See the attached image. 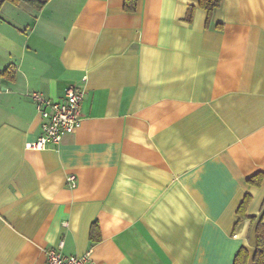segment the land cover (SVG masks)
<instances>
[{
    "label": "crops",
    "instance_id": "0c3cea01",
    "mask_svg": "<svg viewBox=\"0 0 264 264\" xmlns=\"http://www.w3.org/2000/svg\"><path fill=\"white\" fill-rule=\"evenodd\" d=\"M125 2L0 4V264H46L49 248L90 264H234L241 247L252 264L264 0H221L211 18L200 0ZM70 85L85 90L77 131L27 148L42 133L31 93L63 100Z\"/></svg>",
    "mask_w": 264,
    "mask_h": 264
},
{
    "label": "built area",
    "instance_id": "2783aa9c",
    "mask_svg": "<svg viewBox=\"0 0 264 264\" xmlns=\"http://www.w3.org/2000/svg\"><path fill=\"white\" fill-rule=\"evenodd\" d=\"M30 96L42 119V133L37 139L28 141L27 148L46 149L52 145L57 147L67 133L76 132L81 125L84 89L70 85L63 100L49 97L42 91H33ZM67 180L71 187L78 185L75 174L68 175ZM46 257V264H90L91 262L88 252L67 255L56 248L47 249Z\"/></svg>",
    "mask_w": 264,
    "mask_h": 264
},
{
    "label": "trees",
    "instance_id": "16d2710c",
    "mask_svg": "<svg viewBox=\"0 0 264 264\" xmlns=\"http://www.w3.org/2000/svg\"><path fill=\"white\" fill-rule=\"evenodd\" d=\"M5 0H0V4ZM15 3H19L22 0H11ZM28 2L29 4L41 8L47 0H23ZM221 0H200V4L207 10L209 18H211L213 11L220 4ZM136 7L135 0H126L125 9L132 11ZM189 18L192 17V10H190ZM15 67L8 66L1 75L6 78L14 77ZM264 181V173H258L250 178V182L255 185H261ZM251 199V196L246 195L244 201L241 204L239 209V219L245 218L246 215V207ZM264 211V206H263ZM249 259V251L246 247H241L238 253L236 254L234 264H247ZM252 264H264V222L262 219L259 220L256 228V248L253 254Z\"/></svg>",
    "mask_w": 264,
    "mask_h": 264
}]
</instances>
